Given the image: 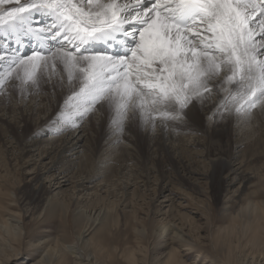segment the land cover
I'll return each instance as SVG.
<instances>
[{
	"label": "rangeland",
	"instance_id": "374dc122",
	"mask_svg": "<svg viewBox=\"0 0 264 264\" xmlns=\"http://www.w3.org/2000/svg\"><path fill=\"white\" fill-rule=\"evenodd\" d=\"M117 2H119V0H117ZM55 48L56 47L53 46V49L45 55L54 53ZM29 54H31L29 51L26 52L25 58ZM262 57L260 58L262 59ZM4 62L5 61L0 62V73L4 75L10 73V76L8 75V80H5L3 85L0 86V98L3 96L2 91L6 88L9 81L10 83H16V85H11V92L6 94L12 93L16 98L8 100V108L5 112L3 111V113H6L3 115V118H5L7 122H12L11 125L18 126V131L25 128V122L19 121L21 118L23 119V117H26V114L30 116V122L33 125L26 128V132H30L32 128L39 126L42 118H46L51 112H53V115H61V113H63L66 117L69 116L72 119L77 113L84 111L86 105L82 106L81 101L77 96L84 81V74L79 72V66L74 69L73 73H70L69 69H65L64 63L58 57L54 60L49 59L47 64L41 62L40 67L35 70L34 77L29 79L26 76L27 69H17L15 65L9 67V64L3 68L2 65ZM65 76L68 79V84L63 83ZM55 80L56 83L54 82ZM59 83L62 85H59ZM53 84L57 85L53 86ZM69 84L72 86L74 85L70 90H68ZM227 86V84L221 85V87L219 86V91L221 92L223 89H229ZM51 87H55V89L52 90ZM25 91L26 93H24ZM58 91L61 93L57 99L55 94ZM34 95L36 96V99L34 98ZM207 96V93H205L200 97L201 101ZM37 97H41V99L44 97L47 98L43 101H37ZM10 98L11 97H9V99ZM199 102H196L198 110L200 106ZM103 103L106 105L103 111L97 110L100 108V104L97 103L94 105L91 113L88 112L79 119L77 126L70 128V131L75 130V135L79 129L85 128L86 126L88 130L83 132L85 137L79 142L81 147L78 149L80 151L75 155H68L69 153L65 154L69 161H73L68 176L72 177V175H80V177L71 178V180H73L72 183L63 185L60 188L52 187L51 184L55 183V181H52L53 178L46 177L51 174V171L47 172V169H51V166L53 165L50 161L55 152H51L48 157L42 159L43 163L41 164H39V162L41 158H43L42 154L36 157L32 155V157H35V160H37L36 164H33L32 161H28L27 164L25 163L21 165L22 161L29 160L32 157H25L23 160H21V158L19 159V147L12 142L13 140L15 141V139H12V137H4L0 132V177L7 175V178L10 179L6 182L8 184L6 185V188L8 186L16 193V201L11 205V209L15 210V212H20L21 219H24L22 223L25 227V234H23V236L25 235L26 238H24L25 236L22 238L20 244L21 254L19 257L24 259L27 258L32 247H27L28 244L26 241L28 239L40 238L41 234H44L43 236H48L51 239L58 237L64 238L68 242L73 240L76 237L74 234L75 230L70 223L78 218L76 216H79V210L81 208L100 206L101 203L99 201L93 203V200H96V197L103 196L105 204L109 201H113L116 204L120 216L118 217L119 222H117L116 226H110L105 233V254L107 256L100 261L98 259L94 260V262H98L97 264H100V262L101 264H129L121 254L122 250L124 252V250L129 248L134 249L135 251V257L137 260L136 264H159L166 259V253L172 247L179 250V257L185 264H256V261H259V259L261 260L258 255L259 253L251 254L249 247L245 246L248 234L242 232L241 223L243 224L244 221L251 220L252 218V212L250 209L248 210L244 208L246 200L248 201L251 198L264 200V181L259 183L256 177H252L248 182L243 181L239 184V181L236 183H230V178L225 177L222 185L217 187L210 179L203 178V175L196 174L197 179L193 178L192 172H183L182 168L180 169L179 166L177 167L178 164H176L175 168H170L167 163V165L164 164V160L162 161L163 156L160 155L161 153L155 151L154 148L148 149L147 146H145V141L141 135H133L132 133L127 132V130L124 137L121 135L124 131L122 133L120 131L116 132L118 134L120 133L119 135H116L115 132L108 133L106 129L112 125V123H107L108 121L110 122L109 116L113 115V117H111L113 119L117 116V113L114 104L109 110V107L107 106L108 102L103 101ZM131 105L132 104L130 103L126 111L122 110L124 111L122 123L124 126L129 123L128 126L133 125L132 128H135L138 126L139 120L135 116L134 109L131 108ZM14 106L20 107L19 109H13ZM231 106H233V104ZM236 107L237 106L234 105L233 108L228 111L229 113L231 112L232 124L228 129L225 128L228 130V135H224L222 141L232 145L231 149L236 158L232 160L231 167L233 170L238 167L237 163L240 160V154L243 153L245 156H249L251 152H255L256 158L251 160L249 167L256 169L259 164L264 162V126H261V122L258 120L259 116H262L261 114L264 112V103L257 104L255 108H252L247 112L238 113ZM36 109H38L41 114H39L40 112L36 111ZM216 109L217 108H214L213 113H215ZM200 115H202L201 122L206 125L205 129H207V124L213 119L211 118L212 114L202 113ZM54 116H52L47 122V127H53L57 123L58 119H53ZM209 116L211 121L210 118H208ZM106 117H108V119ZM62 121L60 119L58 124H61ZM134 121H137V124ZM35 122H37V124H35ZM6 125L7 123L3 124V127H7ZM89 128L92 131H90ZM209 132L206 131L202 134L192 133L190 134V138H188V135L185 133L180 135L183 140H187L186 142L190 143H192V139H198V134L201 136L198 140L203 145L193 149L190 147L186 148V153H190L187 157L190 158V160L183 158V161H185L184 163L191 166L193 165L194 170L197 172L200 171L206 173L205 171L208 167L207 159H205L204 162H201V160L205 158V151L211 150L210 141L213 142L217 139V137L211 139L209 137ZM59 135L61 134L58 132L53 135L50 134V137L53 136L55 138ZM195 135L197 136L195 137ZM46 137L48 136H43V138ZM135 138L139 141H136ZM29 140L30 138L24 139L22 144H27ZM174 143V146L177 149L172 150L171 154L178 160L182 157L180 151L181 148H179L176 141H174ZM43 144L44 143H41L40 146H44L45 148L50 146L48 144ZM55 144H58V142L56 141ZM82 144L83 146L85 144V149H83ZM136 145H138V148ZM33 149L34 147L30 149L31 153L37 155L38 150ZM190 149L191 151H188ZM198 150L203 151V156H196V151ZM84 152L86 154V160L85 162H82L80 156L84 154ZM191 155H195V158L192 159ZM44 165H46V169H43ZM59 166H61V164H58L57 168H59ZM86 166H88V168H86ZM39 167L41 170H39ZM138 167L141 168L139 169ZM6 169L10 171L9 174H7ZM13 170L16 171L15 176H12L13 174L11 172ZM176 170L177 173H175ZM37 171L41 173L40 180L38 181L39 188L42 185L47 188L50 186L49 192L46 194H49L53 200H63L67 203V212L70 214V217L68 218L70 220L69 224L64 225L65 223H63L61 226L60 220L63 221V217H61L60 220L58 219L59 216L64 215L61 214L63 213L61 208H57L55 211L58 213V217L47 218L44 214L45 210H47L50 205L46 208L45 205H42V202L33 200L28 201L26 199V195L24 194L25 190L28 188H34V182H32L29 187L27 185L38 173ZM54 171L57 173L60 172L59 170ZM90 171L100 172V174L93 178L91 182H84L83 186H77V184L75 186V181H86L87 179H84V177ZM57 173H55L56 175L53 177H56ZM63 174L67 173L64 172ZM224 176H226V173L222 174V177ZM0 180L2 181L3 178H0ZM175 180L176 182H174ZM50 181L51 184L49 183ZM0 184L2 186L5 182L2 181ZM74 186L76 187L75 189L73 188ZM256 189H259V191L253 194L252 191ZM170 190L177 191V194H180V196L170 193ZM6 201L9 202V200L3 198L0 202V209L5 206ZM26 206L27 213L25 214V209L23 208H26ZM41 207H45L46 209L38 215ZM30 211L34 212L30 214ZM183 214L191 216L193 222L189 223L185 218H181V215L184 217ZM235 214L239 215L237 218L239 228H237V233L230 236L231 238L228 237L225 243L223 240L219 239V230L229 224L231 222V216ZM168 221L173 222L175 226L181 229L187 239H189V242L186 243L188 245L184 243L181 244L177 241L172 242L168 237L157 238L154 236L153 231L158 228L161 223ZM133 224L138 226L142 225L146 228L147 234L145 237L139 238L136 236L132 230ZM63 229L65 230L63 231ZM237 241H239L240 245ZM228 244L233 247L231 248L232 259L230 258V260L227 259V253L229 252ZM235 245H238L239 247L235 248ZM110 246H112L113 252ZM108 250H110V254L108 253ZM263 260L264 259H262V261ZM71 262L72 261L68 259L64 264H71Z\"/></svg>",
	"mask_w": 264,
	"mask_h": 264
},
{
	"label": "snow or ice",
	"instance_id": "6c2138e0",
	"mask_svg": "<svg viewBox=\"0 0 264 264\" xmlns=\"http://www.w3.org/2000/svg\"><path fill=\"white\" fill-rule=\"evenodd\" d=\"M41 16L48 23L33 24ZM28 35L61 43L54 53L33 49L25 58L20 44ZM5 37L0 61L27 69L29 79L49 59L79 66L84 81L77 96L86 105L80 116L97 103L103 111L107 101L109 110L115 105L120 132L130 103L141 115L148 114L146 105L157 111L174 104L161 115L186 119L194 99L221 85L222 70L231 73L223 83L237 90L225 89L221 107L231 103L239 113L264 103V0H0V40Z\"/></svg>",
	"mask_w": 264,
	"mask_h": 264
},
{
	"label": "bare ground",
	"instance_id": "6f19581e",
	"mask_svg": "<svg viewBox=\"0 0 264 264\" xmlns=\"http://www.w3.org/2000/svg\"><path fill=\"white\" fill-rule=\"evenodd\" d=\"M73 2L76 3V2H78V0H73ZM101 2L102 3H108L109 0H101ZM122 2H123V0H119L118 3H122ZM257 2H260V0H257ZM37 23L39 25L43 26V25H46L48 23V20L45 17L41 16V17H38L37 20L33 21V24H37ZM254 27H256V32L259 33V27L256 25H254ZM30 37H31V35L23 37L21 43H23L25 46H27L28 44H30ZM39 37L42 39H45L42 36H39ZM256 38L259 39V36L257 35ZM57 42H58V44H56ZM6 43H7L6 37L4 40H0V45L6 44ZM59 43H61L59 40L52 41L51 43H49L50 48L53 49V46L56 48L59 47L60 46ZM56 48H55V52H56ZM0 55H3V54H0ZM262 59H264V56L262 57ZM7 64H8V62L5 60V62L2 65L3 68ZM0 67H1V64H0ZM69 72L73 73L74 69H69ZM226 74H231V73H226V70H222L219 77H217V79H219L221 81V85H224L223 79H224V76ZM8 75L9 74L4 75V74L0 73V86L3 85L5 80H8V78H7ZM54 82L56 83V80ZM63 83L68 84V79L66 78V76H65V79H63ZM11 85L12 86L16 85V83H10V81H9L6 88H4V90L2 91L3 96L0 98V128H1L0 132H1L2 136L12 137V139H15V141L13 140L12 142L18 145L17 146V147H19V153L18 154H19V159L21 158V160H23L25 157L30 158V157H32V155L36 157V156H40L42 154L43 158H41V160L39 162V164H41V163H43L42 159L48 157L51 154V152H55L54 156L51 157L52 160L50 161V163H52L53 165L51 166V169H47V172L51 171L50 172L51 174L46 176L47 178H51V179L53 178L52 181H55V183L51 184V181L49 183L51 184L52 187L54 186V187H58V188L62 187L63 185H68L69 183H72L73 180H71V178H77V177H80V175H77V176L72 175V177L68 176V174L70 173V168H71L73 161L72 160H71L72 162L69 161L67 159V155H65V154L69 153L68 155H75L77 152L80 151L78 149L79 147H81V145H79V142L83 139V137H85L84 136L85 134L83 132H85V130H88L87 126L85 128L79 129V131L76 133V135H75V130L70 131V128L77 126L79 119L81 118L80 113H82V111L77 113V115L72 119H71V117L68 116L70 122L67 125H65L64 120L62 121V119L60 118V114L59 115L54 114V115H56V116H54L53 112H51L46 118H44V119L42 118L39 126L35 125L36 128L35 127H34L35 129L32 128L30 130V132H26L27 131L26 128L32 125V123L30 122V118H29L30 116H28V114H26V117H23V119L21 118V120L19 121V122H21V121L25 122V124H24L25 128L22 129L21 131H18L19 130L18 126L11 125L12 122H10V121L7 122L6 119L3 118V115L6 114V113H3V111L5 112L6 109L8 108L7 107L8 100H11L12 98H16V96L12 93L6 94L8 92H11V90H12ZM54 85H57V84H53V86ZM59 85H62V84L59 83ZM221 85H220V87H221ZM73 86L69 84L68 90H70ZM227 87L232 92H235L237 90L235 84L228 85ZM51 88H52V90L55 89V87H51ZM26 91H28V90H26ZM26 91L24 93H26ZM60 93L58 91L55 94L57 99L59 98ZM207 95L208 96L205 99H202V101L200 98L194 99L193 103L195 106L193 107L192 104H190L189 107L187 109H185V111L187 112V118L186 119L182 116L179 119L172 120V119H166L161 115V111H163V110L173 111L175 109L174 104H169L167 106V109H165L164 105H158L157 108L159 110H157V111H153L152 108L150 107V104L146 105L145 111L148 113L147 115H141L140 109L131 105L132 106L131 108L134 109L135 116L139 120V124H138V126H136L137 121L136 122L134 121L136 123L135 124L133 122V124L136 126V127L134 126L135 128H132L133 125L132 126L130 125L131 127L128 126L129 123L127 125L125 124L124 127L126 128L127 132L132 133L133 135H136V136L141 135V137H143V139L145 141V144H146L145 146H147L148 149L154 148L155 151H158V153H161L160 155L163 156L162 161L164 160V164L167 163L170 168H175L176 164H178L177 167L179 166L180 169L182 168L183 172H186V171L192 172L193 178H195V179H197L196 174L201 175V176L203 175L202 176L203 178L210 179L211 182L214 185H216L217 187L218 186L220 187L222 185V183L224 182L223 179H225V177L230 178V183H236L237 181H239L238 182L239 184H241L243 181L248 182L250 180V178H252V177H256L257 180L259 181V183L261 181H264V172H263L264 171V162L259 164V166L256 169L249 167L251 164V160L256 158L255 152H251L249 154V156H245V154L241 153L239 156L240 160L237 163L238 167L234 168V170L232 169V167H231L232 162H233L232 160L236 159L234 154H233V151L231 149L232 145L230 143L228 144L227 142L224 143V141H222V137L224 135H226V136L228 135V130H226L225 128L228 129V127H230L232 124L231 112L229 113L228 111H229V109L233 108L234 104H233V106H231L232 104L229 103V104L225 105L224 107H221V105L224 103V97L228 95V92L225 91L224 89H223V91L220 92L219 87H216L212 92L207 93ZM9 97H11V98L9 99ZM41 97H39V98L37 97L38 98L37 101H39V100L43 101L44 99H46L49 96L44 97L43 99H41ZM34 98L36 99L35 95H34ZM199 100H200V102H199ZM197 101L200 103L199 110H198L197 105H196ZM33 106H35V105H33ZM19 107L20 106H17V107L14 106L13 109H15V108L19 109ZM32 107H30V108H32ZM73 107H74V105H73ZM214 108H217L215 113H213ZM30 111H32V110H30ZM36 111H38V109H36ZM36 111H35V113H36ZM13 112H14V110H13ZM38 112H40V111H38ZM202 113H206V114L211 113L212 114V117H211V118H213L212 121H211L210 116L208 117V118H210L211 122L208 121L209 123L207 124V126H208V127H206L207 129H205L206 125L202 124V122H201L202 121V119H201L202 115H200V114H202ZM39 114H41V112ZM61 114H63V113H61ZM253 114H254V112H253ZM263 114H264V112H263ZM263 114H261L262 116H259V118H258V120L261 122V126H264V117H263L264 115ZM52 116H54L53 119H55V118L58 120L61 119L62 122H61V124L56 123L53 127H47L46 124ZM111 117H113V115ZM106 118L108 119V117H106ZM6 123H7V125H6L7 127H3V124H6ZM107 123H110V124L112 123V125L110 127H107V129H106V131L108 133L109 132L110 133H113V132L116 133L119 131L118 127H119V124L121 123V121L118 119L117 116H115L111 120V122L108 121ZM35 124H37V122H35ZM143 129H145V130H143ZM66 130H68V131H66ZM89 130H90V128H89ZM126 130L123 132V134H121L123 137L126 135L125 133H127ZM90 131H92V130H90ZM206 131H208V132L210 131L209 137L211 139L214 137H217V139H218V140L216 139L217 141L216 140L213 142L210 141L211 150H206L205 151V158L203 160H201V162H204L205 159H207L208 167L206 168L207 170L205 171L207 174L204 172H200V171L197 172L196 170H194L193 165L191 166V165H188L187 163L185 164L184 163L185 161H183V158H187L190 154V153H186V150H185L186 148L190 147L191 149H193L195 147H200L203 145L198 140L201 136H199V134H198V136L195 135V137L197 136L198 139L197 140H196V138L192 139V143L186 142L187 140H183V138L180 136L182 133L183 134L185 133L188 135V138H190V134H192V133H201L202 134ZM58 132L61 135H59L58 137H55V138L53 136L50 137V134L53 135V134H56ZM62 132H65V133H62ZM117 134L118 133H116V135ZM43 136H48V137L43 138ZM131 137H132V135H131ZM28 138H30V140L27 142V144L26 143L22 144V141L24 139H28ZM140 139H142V138H140ZM127 140H128V138H127ZM135 140H136V138H135ZM56 141L58 142V144H55ZM136 141H139V140H136ZM136 141H135V143H136ZM174 141H176L179 145V148H181L180 151L182 153V157L178 160L175 159L171 154L172 150L177 149L174 146V144H175ZM238 141H242V140H238ZM41 143H44L43 145L48 144L50 146L45 148L44 146H40ZM237 143H239V142H237ZM136 146L138 148V145H136ZM140 146H142V145H140ZM33 147H34L33 150H35V149L38 150L37 155H34L31 153L30 149ZM82 147H83V149H85V144H84V146L82 144ZM191 149L188 151H191ZM33 150H32V152H33ZM92 150H93V147H92ZM144 150H145V148H144ZM202 153H203L202 150H198V151H196V156H203ZM128 154H131V153H128ZM85 156H86L85 152H84V154H82L80 156L82 162H85V160H86ZM191 156H192V159L195 158V155H191ZM35 157L34 158L32 157L26 161H22L21 165H23L25 163L27 164L28 161H32L33 164H36L37 160H35ZM187 159L190 160V158H187ZM187 159H186V161H187ZM58 164H61V166H59V168H57ZM83 165H85V164H83ZM46 168H47L46 165H44L43 169H46ZM86 168H88V166H86ZM39 170H41L40 167H39ZM54 170H57V171L59 170L60 172L57 173ZM6 172H7V174L10 173V171H8V169H6ZM37 172L38 173L31 179L30 183L27 185L29 187L32 184V182H34L33 183L34 188H28L27 190H25L24 194L26 195V199L28 201L33 200V201L42 202L43 203L42 205H45L46 208L50 205L48 207V209L45 210V214H44L47 216V218H51V217H55V216L58 217V215H57L58 213H56L55 211L57 208H59V209L61 208V210L63 212L61 214H64V215L58 217L59 220L61 217H63V221L60 220V222H61L60 224H61V226L63 225V223H65L64 225L69 224L70 220L68 218L70 217V214L67 212L68 211L67 203L64 202L63 200H61V201L53 200V198H51L49 196V194H46L47 192H49L50 186L47 188L44 185H42L39 188L38 181L40 180L41 173H39V171H37ZM64 172H66L67 174H63ZM11 173L13 174L12 176H15L16 171L13 170ZM55 173H57V176L53 177L54 175H56ZM175 173H177V170ZM224 173H226V176L222 177V174H224ZM61 174H63V175H61ZM99 174H100V172L90 171L84 177V179H87V180L86 181L82 180L81 182L75 181L74 182L75 186H76V184H77V186H83L84 182H91L93 180V178H95ZM250 174H252L253 176ZM170 176H172V175H170ZM0 178H3L2 181L5 182V184L2 186L0 184V202L4 198L6 200H9V202L12 203L11 204L8 201H6L5 206H3L2 209H0V264H64L65 262H67L68 259L72 261L71 264H97L98 262L95 261L96 262L95 263L94 260L98 259L100 261V260H103L105 256H107L105 254V249H106L105 233L110 228V226L111 227L113 225L116 226L117 222H119L118 217L120 216V213L118 212V210L116 208V204L113 201H109L107 204H105L104 197L101 196V197H96V200H93V203L95 201H99L101 203L100 206H93L90 208L85 207L83 209L81 208L79 210V216H76L78 218H76L75 221L70 223L71 226L75 230L74 234L76 237L73 240L68 242L64 238H58V237L51 239L48 236H43L44 234H41L40 238L28 239L26 241V243L28 244L27 247H32V250H31L30 254L27 256V258L24 259V258L19 257V255L21 254L20 244H21L22 238L25 236V235L23 236V234H25V232H24L25 227H24V224L22 223L24 219L23 220L21 219L22 217H21L20 212H15V210L11 209V205H13V203L16 201L15 200L16 193L14 190L10 189L8 186L6 188V185H8L6 182H7V180H10V179L7 178V175H3ZM80 179H82V178H80ZM2 181L0 180V182H2ZM168 182H169V180H168ZM174 182H176V180ZM259 183H257V184H259ZM75 186L73 187L74 189L76 188ZM262 190H263V188H262ZM258 191H259V189L258 190L256 189L252 192L254 194ZM170 193L180 196V194H177L178 192L174 191V190H170ZM27 204H28V202H27ZM45 207L44 208L41 207L39 209L40 211H39L38 215H40V213L44 209H46ZM244 208H246L248 210L250 209V211L252 212V213L250 212L252 215L251 220H246L243 222V224L241 223L242 232L248 234V236L246 235L247 240L245 242L246 243L245 246L249 247V249L251 250L250 251L251 254L259 253L258 255L261 258V260L259 259V261H256L255 262L256 264H264V260L262 261V259H264V200H262V199L258 200V199H252L251 198L248 201L246 200V204L244 205ZM23 209H25V214H26L27 213V210H26L27 206H26V208H23ZM32 212H34V211H30V214H32ZM183 216L184 217H182V215H181V218H185L186 220H188L189 223L193 222L191 216L184 215V214H183ZM238 217H239L238 214L231 216V222L219 230V239L223 240L226 243L228 237L237 233V228H239L238 223H237ZM45 230H47V229H45ZM64 230L65 229H63V231ZM132 230L134 231L136 236L139 238H143L147 234L146 228L142 225L138 226V225L133 224ZM153 232H154V236H156L157 238L158 237H160V238H163V237L167 238L168 237L170 241H172V242L177 241V242H180L181 244L182 243L186 244L189 242L188 241L189 239H187V237L181 231V229H179L177 226L174 225L173 222H170V221L161 223L158 226V228H156ZM24 238H26V236ZM231 242H233V241H231ZM237 242L239 244V241H237ZM235 243H236V241H235ZM186 245H188V244H186ZM110 247L112 250L113 249L112 246H110ZM237 247H239V246L235 245V248H237ZM231 248H233L232 245L228 244V251L229 252L227 253V259H229V260H230V258L232 259V257H231V250L232 249ZM109 251L110 250H108V253H109ZM114 251H116V250H114ZM112 252H113V250H112ZM121 254L123 255V257L127 260V262L129 264H136L137 263L134 249L129 248L127 250H124V252L122 250ZM179 256H180L179 250H177L175 247H172L166 253V256H165L166 259L163 260V262H160L159 264H185V263H183V260H181V258ZM100 264H101V262H100Z\"/></svg>",
	"mask_w": 264,
	"mask_h": 264
}]
</instances>
